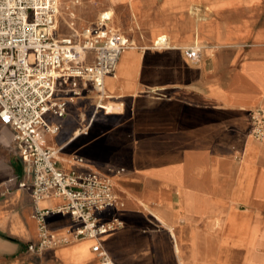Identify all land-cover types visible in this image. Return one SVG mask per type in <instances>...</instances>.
Wrapping results in <instances>:
<instances>
[{"label": "crops", "instance_id": "1", "mask_svg": "<svg viewBox=\"0 0 264 264\" xmlns=\"http://www.w3.org/2000/svg\"><path fill=\"white\" fill-rule=\"evenodd\" d=\"M123 2L133 47L102 95L79 81L66 116L48 115L59 131L41 144L59 150L64 170L113 179L124 207L98 216L121 223L99 239L114 264H264V138L251 135V112L264 110V0ZM95 26L79 22L68 37ZM13 137L0 120V264H99L91 239L28 251L38 241L35 203L19 187L28 177ZM47 221L59 235L78 226L62 214Z\"/></svg>", "mask_w": 264, "mask_h": 264}, {"label": "built area", "instance_id": "2", "mask_svg": "<svg viewBox=\"0 0 264 264\" xmlns=\"http://www.w3.org/2000/svg\"><path fill=\"white\" fill-rule=\"evenodd\" d=\"M60 0H0V120L14 131V147L19 153L30 188L37 223L38 241L28 251L42 253L79 240H95L93 252L99 264H114L101 248V236L115 231L121 223L115 219L101 222L99 214L109 209H122L124 203L114 190L113 179L95 172L64 170L59 167V150L41 144L43 135H56L59 126L48 121V115L64 118L68 103L76 96L79 81L92 83L102 94L105 78L116 72L121 55L133 44L106 27L102 17L95 27L72 37L57 39ZM159 45L165 41H159ZM88 52L93 60L86 62ZM191 61H199L201 49H186ZM69 85L72 95L60 93ZM251 135L264 138V110L251 112ZM79 162H82L79 159ZM124 170L117 171L118 174ZM60 198L59 207L40 209L39 204ZM70 216L78 226L63 235L52 231L48 217Z\"/></svg>", "mask_w": 264, "mask_h": 264}, {"label": "rangeland", "instance_id": "3", "mask_svg": "<svg viewBox=\"0 0 264 264\" xmlns=\"http://www.w3.org/2000/svg\"><path fill=\"white\" fill-rule=\"evenodd\" d=\"M61 6L58 18V33L57 38L61 39L72 34V29L80 24L82 26L98 25L101 21V16L109 13V21L106 22V27L113 32L123 35V17L127 13L122 9L125 6L123 0H60ZM118 11L119 16L115 18L114 13ZM120 9V11L118 10ZM89 53V52H88ZM87 55V61L91 60V56ZM99 95H102L99 93ZM101 108L108 111L112 110V106L101 105Z\"/></svg>", "mask_w": 264, "mask_h": 264}, {"label": "bare ground", "instance_id": "4", "mask_svg": "<svg viewBox=\"0 0 264 264\" xmlns=\"http://www.w3.org/2000/svg\"><path fill=\"white\" fill-rule=\"evenodd\" d=\"M104 17H105V18H109V17H110L109 13H105V14H104ZM101 105H102V104H99V107H101ZM106 112H107V110H106Z\"/></svg>", "mask_w": 264, "mask_h": 264}]
</instances>
